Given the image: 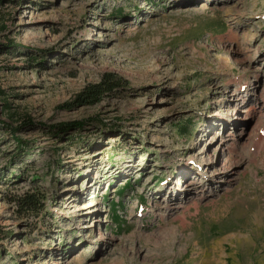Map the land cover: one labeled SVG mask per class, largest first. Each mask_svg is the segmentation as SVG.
I'll list each match as a JSON object with an SVG mask.
<instances>
[{
    "label": "rangeland",
    "instance_id": "rangeland-1",
    "mask_svg": "<svg viewBox=\"0 0 264 264\" xmlns=\"http://www.w3.org/2000/svg\"><path fill=\"white\" fill-rule=\"evenodd\" d=\"M261 128L264 0H0V264H264Z\"/></svg>",
    "mask_w": 264,
    "mask_h": 264
},
{
    "label": "trees",
    "instance_id": "trees-1",
    "mask_svg": "<svg viewBox=\"0 0 264 264\" xmlns=\"http://www.w3.org/2000/svg\"><path fill=\"white\" fill-rule=\"evenodd\" d=\"M123 88L118 77L112 74H106L104 78L97 83L85 86L79 93L75 95L73 100L63 104V107H78L98 102L102 97L114 89ZM183 130L187 129L186 125H182ZM38 194L25 192L23 195L16 197L14 200L24 213L35 212L40 209L41 200Z\"/></svg>",
    "mask_w": 264,
    "mask_h": 264
},
{
    "label": "bare ground",
    "instance_id": "bare-ground-1",
    "mask_svg": "<svg viewBox=\"0 0 264 264\" xmlns=\"http://www.w3.org/2000/svg\"><path fill=\"white\" fill-rule=\"evenodd\" d=\"M200 4H201V7L205 6L204 1L200 2ZM256 133H257L256 134V139L254 141L253 147H254V149H259L261 147V143L263 141L264 129L261 128ZM84 200L82 202H80V203H75L73 205V207H77L75 209V212H78V213L75 214V217L79 218V220H82L83 217L86 218V216H89V214L92 213V212L93 213L96 212V210L94 209L95 208V204H93V203L91 204L90 201H84ZM70 209L71 208H67V210H62V211L60 210L61 211L60 213L64 214V212L69 211ZM65 216H68V214L66 213ZM92 225H88V226L83 225L82 227H89L90 228V227H92Z\"/></svg>",
    "mask_w": 264,
    "mask_h": 264
},
{
    "label": "water",
    "instance_id": "water-1",
    "mask_svg": "<svg viewBox=\"0 0 264 264\" xmlns=\"http://www.w3.org/2000/svg\"><path fill=\"white\" fill-rule=\"evenodd\" d=\"M76 125L80 126V123H79V122H77V123H72V127H73V128H74ZM76 128H78V127H76ZM60 129H61V131H62L63 129H67V128L62 127V128H60Z\"/></svg>",
    "mask_w": 264,
    "mask_h": 264
}]
</instances>
